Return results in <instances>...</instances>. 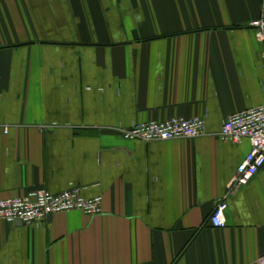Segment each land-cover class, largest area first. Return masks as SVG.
Returning <instances> with one entry per match:
<instances>
[{
    "label": "crops",
    "instance_id": "crops-1",
    "mask_svg": "<svg viewBox=\"0 0 264 264\" xmlns=\"http://www.w3.org/2000/svg\"><path fill=\"white\" fill-rule=\"evenodd\" d=\"M264 0H0V198L102 195L25 225L0 219V264H256L264 166L231 184L250 141L234 113L264 106ZM202 117L206 133L128 140L135 122ZM226 224L210 216L220 199Z\"/></svg>",
    "mask_w": 264,
    "mask_h": 264
},
{
    "label": "built area",
    "instance_id": "built-area-1",
    "mask_svg": "<svg viewBox=\"0 0 264 264\" xmlns=\"http://www.w3.org/2000/svg\"><path fill=\"white\" fill-rule=\"evenodd\" d=\"M250 27L255 31L256 37L264 42V8L261 15L250 23ZM8 131V127L0 125V132ZM205 133L206 120L202 117H172L162 121L135 122L122 131L125 139L143 141L194 138ZM219 137L232 143H239L243 139L250 141L251 149L239 163L231 182L233 185L247 184L264 166V106H255L229 116L221 127ZM102 203V195L87 198L78 187L59 193L33 189L19 197L0 198V219L31 225L41 223L51 215L73 210L97 215L103 212ZM227 209V201L220 199L210 216V223L215 227L225 226ZM256 264H264V254L258 257Z\"/></svg>",
    "mask_w": 264,
    "mask_h": 264
},
{
    "label": "water",
    "instance_id": "water-1",
    "mask_svg": "<svg viewBox=\"0 0 264 264\" xmlns=\"http://www.w3.org/2000/svg\"><path fill=\"white\" fill-rule=\"evenodd\" d=\"M17 222H20V221H17ZM21 223V222H20Z\"/></svg>",
    "mask_w": 264,
    "mask_h": 264
}]
</instances>
